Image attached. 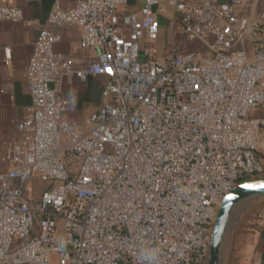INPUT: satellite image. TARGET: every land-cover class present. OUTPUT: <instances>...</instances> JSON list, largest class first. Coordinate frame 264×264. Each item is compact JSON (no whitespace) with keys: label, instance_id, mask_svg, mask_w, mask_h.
Segmentation results:
<instances>
[{"label":"built area","instance_id":"2783aa9c","mask_svg":"<svg viewBox=\"0 0 264 264\" xmlns=\"http://www.w3.org/2000/svg\"><path fill=\"white\" fill-rule=\"evenodd\" d=\"M63 1L33 42L31 105L5 144L0 264H207L224 195L264 176V43L244 15L253 0H165L180 38L162 41V0ZM22 18L0 0V19ZM71 27L93 56L55 49L57 29ZM66 76L106 78L83 124Z\"/></svg>","mask_w":264,"mask_h":264},{"label":"crops","instance_id":"0c3cea01","mask_svg":"<svg viewBox=\"0 0 264 264\" xmlns=\"http://www.w3.org/2000/svg\"><path fill=\"white\" fill-rule=\"evenodd\" d=\"M6 6H15L22 10L21 21L13 22L0 19V45L8 46L11 59L4 63L0 51V168H4L5 144L18 135L17 122L28 112L31 96L25 79V70L31 54L33 42L39 30L46 25L53 0H1ZM140 0H127L120 10L133 9ZM71 0L63 1L72 5ZM157 18L161 24V41L172 38L177 33L178 26L170 28L169 21L173 9L165 0L156 8ZM250 9L245 10L247 16ZM258 38L264 43V0H254L251 11ZM61 40L55 49L65 55L77 59H86L94 54L85 52L79 46L80 30L78 27L57 29ZM249 35H246L248 38ZM242 47L248 54L252 46L245 41ZM93 53V52H92ZM104 76H91L86 81H80L74 76H66L62 81V93L75 96L74 110L71 118L83 124L86 118L101 103L100 95ZM260 113V110L257 111ZM260 161L264 165V137L257 149ZM247 212L233 229L230 243L222 259L223 264H264V195L255 196L248 200Z\"/></svg>","mask_w":264,"mask_h":264},{"label":"water","instance_id":"95a60500","mask_svg":"<svg viewBox=\"0 0 264 264\" xmlns=\"http://www.w3.org/2000/svg\"><path fill=\"white\" fill-rule=\"evenodd\" d=\"M253 5L254 0L250 6L249 22L252 20ZM261 195H264V176L242 180L224 195L211 231L207 264H223L226 235L234 228L232 220L237 206L252 197Z\"/></svg>","mask_w":264,"mask_h":264},{"label":"rangeland","instance_id":"374dc122","mask_svg":"<svg viewBox=\"0 0 264 264\" xmlns=\"http://www.w3.org/2000/svg\"><path fill=\"white\" fill-rule=\"evenodd\" d=\"M180 36L178 33H174V35H172V38L171 39H174V40H179ZM192 47V46H190ZM160 51L162 52V49H160ZM251 204V201L248 203V201H244L242 203H240L236 210H235V213H234V218L232 220V223L234 225V228L238 225V223L241 221V219L243 218V216L245 215V213L247 212V206ZM233 228V229H234ZM233 231V230H232ZM231 232H227V235H226V242H225V245H224V251H223V258L225 256V253H226V250L229 246V243H230V235H231Z\"/></svg>","mask_w":264,"mask_h":264}]
</instances>
